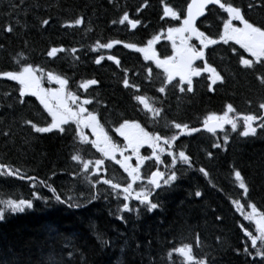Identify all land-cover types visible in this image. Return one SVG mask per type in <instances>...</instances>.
<instances>
[{"label":"trees","instance_id":"obj_1","mask_svg":"<svg viewBox=\"0 0 264 264\" xmlns=\"http://www.w3.org/2000/svg\"><path fill=\"white\" fill-rule=\"evenodd\" d=\"M189 1L0 0V72L19 71L30 63L60 75L68 80L69 90L91 101L88 111H95L110 134L124 120L137 121L153 134L165 138L175 134L174 151H184L194 162L188 167L179 161L174 168L177 180L153 196L162 202L155 210L148 211L134 200L124 201L123 195H109L105 190L110 186L101 179L123 185L128 180L125 171L111 159H106L105 172L84 169V162L102 157L90 143L80 140L77 127L69 123L71 127L64 125V132H36L33 125L47 126L51 115L35 95L21 97L17 81L0 76V164L18 173L14 177L0 170V201L32 199L36 192L47 198H37L33 207L23 212L8 211L0 220V264H189L175 251L184 245H191L192 254L209 264H261L264 260L256 255L257 249L245 234V229H250L245 216L233 203H243V209L253 203L264 212V131L258 128L255 135L243 136L242 126L233 131L229 125L219 134L202 130L185 134L174 128L175 123L198 128L208 114L222 115L228 104L235 109L230 117L262 114L259 104L264 103V83L259 77L264 65L257 61L247 68L239 60L253 59L251 55L232 42L219 41L204 49L199 67L207 61L223 80L213 84L208 79L210 73L202 72L193 80L192 91H181L177 84L168 83L159 67L147 63L141 52L126 47L129 43L142 47L154 35L178 27ZM223 2L235 3L246 19L264 25L261 0ZM165 4L179 11L180 20L164 16ZM124 12L141 23L136 28L127 21L119 23ZM206 13L198 28L217 39L227 13L214 6ZM79 18L83 23H71ZM43 20L49 23L43 24ZM97 41L121 43L108 50L98 47ZM159 46L163 56L171 54L170 43L160 42ZM53 47L63 51L49 56ZM109 56L116 57L119 64ZM93 79L99 83L83 86ZM161 87L164 92L159 91ZM137 95L148 97L159 113L146 111L135 99ZM225 134L229 136L226 142ZM75 155L81 159H72ZM164 158L166 165H171ZM152 168L147 161L145 178ZM236 170L241 171L247 194L236 181ZM42 181L55 187L57 194L64 193L61 200L72 199L56 201L50 187L39 183ZM89 189L97 199L88 198ZM196 191L201 195L195 196ZM124 202L132 211L123 209Z\"/></svg>","mask_w":264,"mask_h":264},{"label":"snow or ice","instance_id":"obj_2","mask_svg":"<svg viewBox=\"0 0 264 264\" xmlns=\"http://www.w3.org/2000/svg\"><path fill=\"white\" fill-rule=\"evenodd\" d=\"M262 5H264V0H261ZM209 5H219L221 9L227 13V19L223 21V33L219 35L218 40L213 39L211 36L206 35L204 32L200 31L196 26L197 17L203 16L205 10ZM252 7V4H249V8ZM139 10V9H137ZM164 16L171 17L174 20H180V13L178 10L174 9L172 6L165 4L164 5ZM131 25L132 28H136L138 24L141 23L139 19H129L127 12H124L119 23L123 24L125 22ZM233 21H239L242 26H237ZM43 24H48V20H43ZM72 24L79 25L83 23V19H75L71 22ZM116 23V21H113ZM9 32L12 31L11 26L7 28ZM177 37L179 38V45H177ZM192 37H195L199 41V46L189 41ZM160 35H154L151 40L147 42V47H138L136 44L129 43L126 47L131 49H136L137 51L144 54L145 59L155 60L158 67L164 68L167 73V80L171 81L173 76H179L180 81L183 87L181 91H184L185 88L187 91H192L193 80L192 77H198L202 72L210 73L208 79L215 84L218 80H223V77L219 72L211 65L204 61L202 67H196L194 61L203 60L205 56L204 49L209 45H215L219 41H222L224 44H228L229 41H235L236 44L240 45L246 52L251 53V56L254 59L240 58L239 62L246 66L247 68H252L256 62H260L264 65V25L257 26L256 24L250 22L245 18L240 6L236 5L233 2H222V0H191V3L187 4L186 16L183 18L182 23L179 27H169L166 32V38L173 43V47L176 48V55L166 57L161 60L156 56L154 50H152V45L160 39ZM121 43V41H111L105 44H99L97 41V46L100 48L110 49L113 47V44ZM233 51H237L234 47ZM63 51L62 48L53 47L49 56H55L57 52ZM75 52V49H72ZM151 53V54H150ZM103 59V57H100ZM109 60H116V63L119 64V60L114 56H109ZM99 63V59L96 61ZM37 71H40L42 75H37ZM151 70L149 69V72ZM47 78L52 80L54 79L59 85L58 89H44L41 86V80L43 78V70L34 67L30 63L23 64L19 71H4L0 72V76L8 77L13 81H17L20 85L19 92L20 96L23 97L26 93H32L33 95L39 97L40 102L44 105V108L47 109L48 113L51 115V123L47 124L44 127H35V131L38 133H48L53 129H58L60 132H64L65 128L62 125H68L69 121H75L76 126L80 129L79 138L82 142L90 143L91 146L97 148L100 152L104 153L105 156H112L115 159L113 153L118 150L117 146L114 143H111V138L108 137L107 133L103 131V128L99 125L98 117L93 112H88V109L84 105L90 104L91 101L88 99L83 100L75 108L70 106L68 99L73 102H76L78 98L74 93L65 94V88L68 84V80L63 78L60 75H54L49 72L46 74ZM260 81L264 83V74L259 77ZM186 82V84L184 83ZM97 80H89L83 85L85 88L87 85L98 84ZM126 87L129 86L127 79L123 81ZM136 87V85H132ZM160 92H164V87L159 89ZM135 99L143 105L144 109L151 111L153 114H156L160 109L155 108L149 101V98L144 95H137ZM51 100H55L56 103H50ZM259 110H264V103L259 104ZM232 104L227 105V110L223 112L222 115H217L216 113L208 114L203 122V127L210 133L215 134L217 129H224L225 124H230L233 131L237 130L239 121L242 119L243 131L240 135L249 136L255 135L257 128H260L264 131V115L261 114H237V117H230L229 113L234 112ZM260 121L258 124L254 122ZM26 123L31 124V121H26ZM90 127L92 133L96 135V139L88 141V137L84 134L83 129ZM174 128L177 130H187L188 134L198 132L197 128H189L187 124L175 123ZM116 132L119 133L121 137H124L127 141L125 147L132 149L134 155L137 156L139 163L135 168L127 163L128 157L124 158V170L128 172L131 182H125L123 185L121 183H113L110 179H105L104 184L109 185L110 187L105 191L111 195L115 194L118 198L120 195H123L124 201L136 200L148 211L155 210L161 207L162 202L157 198L153 197V193L156 190H163L165 186L171 185L174 181L177 180L176 170L171 169L167 175L164 172H161L157 169L154 172H150L147 176V183L143 185H137L136 188L133 187V184L138 180H142L140 175V164H143L145 160H148L152 167L157 166L158 164H163L164 161L161 160L160 153H163L165 149L160 147L158 144L159 141L163 140L164 144H171L174 142L177 137L175 134L164 138L159 134H153L145 131L141 127L140 123L137 121L124 120L123 123L116 129ZM229 139L227 134L224 135V141L226 142ZM148 145L152 149L150 157H145L140 155V149L142 146ZM212 147L219 149L220 144H213ZM168 155L171 157V164L175 165L177 161H182L184 165L191 167L193 165V160L188 156L184 151H180L178 154L169 151ZM209 156L212 155L211 152L208 153ZM74 160H80L79 155L72 157ZM91 161L83 163V168L88 169ZM102 161L97 160L96 165L99 166ZM0 170H6L7 174L10 176H17L18 173L15 169L10 166L0 164ZM200 172L207 175L205 169L200 168ZM236 181L239 183V187L244 189L245 194L248 192V188L245 184L244 178L241 174V171L236 170L235 173ZM20 179H28L31 181L32 177L20 176ZM42 183L44 187H50L51 192L56 201L65 203L69 202L72 198H66V200H61V196L64 193L57 194V189L51 187L46 181L39 182ZM114 190V191H113ZM195 196H200L201 193L196 191ZM35 195V193H33ZM39 199H47L46 197L39 196ZM89 199H97L98 195H93L91 189H89ZM156 199L157 202H153ZM33 199H9L0 201V204L3 207H0V220H4L8 211L11 212H23L26 208L33 207ZM238 208L241 209L243 214V206L240 205L239 201H233ZM70 206H73L70 204ZM78 207L79 205H74ZM251 212H248L245 215V219L249 221H255L256 229L259 235H253L252 232L245 229V234L247 237L251 238V245L255 248L257 241L264 243V212H260L257 209L255 204H251ZM123 209L127 211H132L129 203H123ZM122 220L124 216L120 217ZM126 222V221H125ZM243 227V226H242ZM175 251L180 252L184 257H186L189 264H209L205 259H197L192 254V246L184 245ZM244 252L247 253L248 249L245 248ZM256 255L264 258V247H261L260 250L256 252ZM261 264H264L262 260Z\"/></svg>","mask_w":264,"mask_h":264},{"label":"rangeland","instance_id":"obj_3","mask_svg":"<svg viewBox=\"0 0 264 264\" xmlns=\"http://www.w3.org/2000/svg\"><path fill=\"white\" fill-rule=\"evenodd\" d=\"M226 19H227V18H226ZM172 20H174V19H172ZM182 20H183V18H182ZM174 21H176V20H174ZM181 23H182V21H181ZM181 23H179L178 27L180 26ZM233 23L236 24L237 26H242V25L240 24L239 21H233ZM166 32H167V30H164V31L160 32V34H158V35H160L161 38H160L158 41H156V42L152 45V50L155 49V47L159 44V42H162V41H168V42L170 43V46H171V50H172V51H171V55L166 56V57L175 56V55H176V48L173 47V43H172V41H170V40H168V39L166 38ZM222 33H223V28L221 29V32L219 33V35L222 34ZM206 35H208V34L206 33ZM219 35H218V37H219ZM208 36H209V35H208ZM212 38H213V37H212ZM213 39H216V38H213ZM217 40H218V38H217ZM230 42H232L235 46L241 48V46L238 45V44H236L235 41H229L228 43H230ZM189 43H190V44L194 43V44H196L197 46H199V41H198L195 37H192L191 40L189 41ZM177 45H179V38H178V37H177ZM114 46H115V44H113V47L110 48V49H108V50L113 49ZM145 47H147V43H146V46H145ZM106 49H107V48H106ZM155 53H156V56L158 57V55H159L158 52H155ZM247 53H248V52H247ZM150 54H151V53H150ZM248 54L251 55V53H248ZM102 56L105 58V56H107V55H105V56L102 55ZM253 59H254V58H253ZM99 60H100V59H99ZM150 61H153V60H150ZM198 62H200V60L194 61V65H195L196 67L201 66V64H199ZM38 69H40V68H38ZM41 69H42V68H41ZM42 70H43V69H42ZM36 74H37L38 76H39V75H42V73H41L40 71H37ZM46 74H47V72H46L45 70H43V78H42V80H41V86H42V88H44V89H50V90L60 88V85H59L54 79H52V80L48 79ZM166 74H167V73H166ZM54 75H55V74H54ZM210 81H211V80H210ZM184 83H186V82H184ZM67 93H74V92H72L71 90H69V89H68V86H66V88H65V94L67 95ZM26 94H32V93H26ZM74 94H75V93H74ZM75 95H76V97L78 98V100H77L76 102H73V101H71L70 99H68V103L70 104V106H73L74 108H75L79 103H81L83 100H85V99L83 98V96H81L80 94L77 93V94H75ZM36 97H37V96H36ZM37 98H38V100L40 101L39 97H37ZM50 103L55 104L56 101H55V100H51ZM87 105H88V104H87ZM87 105H84V107L87 108ZM155 108H156V107H155ZM87 109H88V108H87ZM46 110H47V109H46ZM146 111H148V112L151 113L152 115H157V114L159 113V112H158V113H156V114H153L151 111H149V110H147V109H146ZM88 112H89V111H88ZM233 117H234V116H233ZM69 123H73V124L76 126L75 121H69ZM254 124H258V122H257V123H254ZM99 125H100V122H99ZM140 125H141V127H143V128L145 129V131H147V132H149V133H152V132L149 131L147 128H145V127L142 125V123H140ZM100 126L102 127V125H100ZM241 126H242V125H241ZM62 127H64V125H62ZM76 127H77V126H76ZM238 127H239V126H238ZM102 128H103V131H104L105 133H107L108 137L111 138V143H114V144L117 146V149H118V150H116V151L113 153L114 157L117 158L118 160H120V162H119L120 165L117 164V166H118V167H121L122 170L125 171V170H124V166H123V164H124V158H125V157H128L127 163L130 164L133 168H135V167L137 166V164L139 163V161H138V159H137V156L133 154L132 149L125 147L127 141L125 140L124 137H121V136L119 135L118 132H116V129H117V128L115 129L114 134H110L111 132L109 133L108 131L105 130L104 127H102ZM241 128H243V127H241ZM230 129L232 130L231 125H230ZM257 129H258V128H257ZM183 131H186V130H183ZM257 131H258V130H257ZM77 132H78V136H79L80 129L77 128ZM83 132H84V134L88 137V141H89V142H90L91 140L96 139V135H95L94 133H92V129H91L90 127H88V128H84V129H83ZM223 132H224V131H223ZM160 146L163 147V148L165 149V151H164L163 153H160V155H161V160H163L164 163H165V158H164V156H166V157L168 158V160L171 161V157L168 155V152H169V151L174 152V153H176V154H178V153L180 152V151H176V150L174 151V148H173L174 145L169 146V145H165V144H160ZM92 148L95 149V150H97L98 153L101 154L102 159H97V160L102 161V163H101L99 166H97V165H96V161H97V160H94V161H92V162L89 164L88 169H89V170L92 169V170H94V171L99 170V171H101V172H105L106 159L109 158V156H105L104 153L100 152V151H99L97 148H95L94 146H92ZM118 151H120L121 154L118 153ZM146 153H148V154H146ZM151 153H152V149H151L148 145H144V146H142L141 149H140V155H141V156L150 157V156H151ZM111 157H112V156H111ZM122 158H123V159H122ZM111 159H112V158H111ZM147 161H148V160H145V162H144L143 164H140V165H139V167H140V175H141V177H142V180H138V181H136V183L133 184V187H134V188H136L137 185H143V184H145V183H146V182H144L145 180L147 181V178H145V173H146V172H145V170H144V167L146 166ZM164 163H163V164H164ZM178 163H179V160L177 161V163H176L175 165H173V164H171V165H166V163H165V168H164V169H161V168H160L159 170H161L162 172L165 173V175H167V173L171 170L170 167L173 166V168H175L176 165H177ZM155 170H156V168H155V169L152 168V171H151V172H154ZM125 173H126L127 178H128L127 182H131V178H130L128 172L125 171ZM32 186H34V185H32ZM73 190H74V189H72L71 192H72ZM37 197H39V193H38V192H36L35 195H34L33 198H32L34 202L37 200ZM6 200H7V199H6ZM127 202H129V201H127ZM251 204H253V203H250V204L248 205V208H244V209H243V214H244V216H245L248 212H251V207H250ZM33 205H34V203H33ZM240 205L243 206V203H240ZM1 207H3L2 204H1ZM26 209H28V208H26ZM239 210H240V212H241V209H240V208H239ZM18 212H19V211H18ZM241 213H242V212H241ZM245 220H246L247 226L250 228L248 231H249V232H252L253 235H259V233H258V231H257V229H256L255 221H249V220H247V219H245ZM248 238H249V241L251 242V238H250V237H248ZM261 247H264V243H262L261 241L258 240V241H257V244H256V246H255V249H257V251H258V250L261 249ZM259 258L262 259V257H260V256H259Z\"/></svg>","mask_w":264,"mask_h":264},{"label":"flooded vegetation","instance_id":"obj_4","mask_svg":"<svg viewBox=\"0 0 264 264\" xmlns=\"http://www.w3.org/2000/svg\"><path fill=\"white\" fill-rule=\"evenodd\" d=\"M154 51L155 52H158V58L159 59H161V60H163V59H165L166 58V56H163V54H165V53H163V51H158L157 49H156V47H155V49H154ZM171 55V54H170ZM168 56V55H167ZM154 61V63H156V61L155 60H153ZM199 63V62H198ZM156 66H157V64H156ZM158 67V66H157ZM161 70H162V72H163V74H166V71H165V69L164 68H161V67H159ZM203 73H201V75H202ZM167 75V74H166ZM196 77H192V80H194ZM175 80H173L172 82L173 83H175V84H177V86H179V87H183L184 85H182L181 83H179V81H180V77L179 76H176L175 78H174ZM168 83H171V82H168ZM186 84V83H185ZM174 143V142H173ZM169 146H171V145H169ZM118 153H120L121 154V152L120 151H118ZM112 157L111 156H109V158L108 159H111ZM123 159V158H122ZM111 160H113L114 161V163H117V164H119V162H120V160H118L117 158H115V159H111ZM164 166H165V163L164 164H161L160 166H159V168H161V169H164ZM157 169L158 168V165L157 166H155L153 169Z\"/></svg>","mask_w":264,"mask_h":264},{"label":"water","instance_id":"obj_5","mask_svg":"<svg viewBox=\"0 0 264 264\" xmlns=\"http://www.w3.org/2000/svg\"><path fill=\"white\" fill-rule=\"evenodd\" d=\"M222 2H223V0H222ZM190 3H191V0H190ZM211 6H213V5H209L208 8L211 7ZM215 7H219V5H215ZM208 8H207V9H208ZM219 8H220V7H219ZM207 9L205 10L203 16L197 17L196 23L205 17V15L207 14V13H206ZM220 9H221V8H220ZM185 14H186V11H185ZM196 26H197V25H196ZM175 77H176V76H173V79H174ZM173 79H172V80H173ZM172 80L169 81V82H172ZM245 115H246V114H245ZM261 115H264V110H263V112H262ZM257 122H259V121H256V122H254V123H257ZM227 125H230V124H225L224 128H225ZM197 129L202 130V131L207 132V133L210 134V132H208V131L203 127V125H201V126L198 127ZM222 130H223V129H217V132H216V133H220V132H222ZM159 143H160V142H158V144H159ZM162 143H163V140H162ZM159 145H160V144H159ZM160 147H161V146H160ZM34 178H35V177H34ZM105 179H106V178H105ZM105 179H104V180H105ZM27 180H28V179H27ZM104 180H103V181H104ZM28 181H29V180H28ZM133 200H134V199H133ZM134 201H136V200H134ZM136 202H138V201H136Z\"/></svg>","mask_w":264,"mask_h":264},{"label":"bare ground","instance_id":"obj_6","mask_svg":"<svg viewBox=\"0 0 264 264\" xmlns=\"http://www.w3.org/2000/svg\"><path fill=\"white\" fill-rule=\"evenodd\" d=\"M213 32V31H212ZM112 38H113V36H112ZM126 38V37H125ZM78 44V43H77ZM124 52V51H123ZM133 57V56H132ZM60 58V57H59ZM57 69V68H56ZM66 72H67V70H66ZM74 72V71H73ZM111 72V71H110ZM162 74V73H161ZM72 76V75H71ZM160 81V80H159ZM160 83V82H159ZM73 90H74V88H73ZM149 92V90H146V92ZM127 93V92H126ZM23 103V102H22ZM28 103V102H27ZM224 130H222V132H223ZM222 132H220V133H222ZM217 134H219V133H217ZM33 179H35V178H33ZM26 180V179H25ZM35 180H37V178L35 179ZM78 180V179H77ZM134 202H136V201H134ZM127 219V218H126ZM120 257V256H119Z\"/></svg>","mask_w":264,"mask_h":264}]
</instances>
